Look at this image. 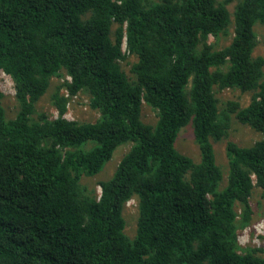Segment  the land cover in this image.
Instances as JSON below:
<instances>
[{"label":"trees","instance_id":"16d2710c","mask_svg":"<svg viewBox=\"0 0 264 264\" xmlns=\"http://www.w3.org/2000/svg\"><path fill=\"white\" fill-rule=\"evenodd\" d=\"M256 24L264 26V0H0V71L15 99L13 117L0 104V264H264V248L243 252L237 241L252 222L253 188L264 195ZM229 26L230 42L215 49L209 36ZM52 77L63 78L51 95L57 116L35 118ZM225 88L250 93L248 104L220 110L215 92ZM78 93L94 121L64 116ZM230 114L261 137L226 141L224 176L213 142L227 137ZM189 124L197 161L174 145ZM124 143L99 192L89 188Z\"/></svg>","mask_w":264,"mask_h":264},{"label":"rangeland","instance_id":"374dc122","mask_svg":"<svg viewBox=\"0 0 264 264\" xmlns=\"http://www.w3.org/2000/svg\"><path fill=\"white\" fill-rule=\"evenodd\" d=\"M233 4L234 2L228 5V9L230 11H232ZM114 27L115 24L113 25V28ZM253 29L256 35V45L252 51V55L264 56V26L261 24H256L253 26ZM232 35V26H229L224 34L221 33L216 39L212 36H209L208 41L214 43V48L217 49L227 45L230 42ZM134 60L135 56L129 55L125 60L121 61V67L127 74H129V62L131 63ZM62 79L63 78L52 77L47 91L39 98L38 102L36 103V113L33 114V117L36 118L39 113H45L50 118L57 116V110L52 104L51 95L55 85L60 83ZM0 91L3 94V98L0 99V104L4 107L7 117H13L15 112L14 89L9 75L2 71H0ZM61 91L65 92L64 89H61ZM215 96L218 99V107L220 110L227 106V101L235 100L240 106H246L250 100V93L240 92L237 89L230 88L216 91ZM141 108L143 121L151 123L155 119L154 112L145 105H143ZM64 116L66 118L80 122L94 121L98 116V112L89 107L86 93H78L73 95L68 100ZM230 117V128L228 130L227 137L213 142L216 163L221 167L224 176H226L228 168L227 156L225 152L226 141H233L238 146H248L261 137L259 132H256L247 125L237 122L234 114H230ZM174 145L179 152L189 156L192 160H199V147L195 142L190 124L180 129ZM129 147L130 143H124L117 146L112 154L111 159L108 161V164L105 165L106 167L104 171H101L95 176L86 179L87 186L89 188L93 187L98 193L99 187L95 184V182L99 179L108 178V175L115 168L116 163L129 149ZM224 182L225 177H223L221 185H223ZM262 193V189L258 187L253 188L252 194L250 196L252 222L249 225L239 229L237 232L238 245L243 252L248 250L249 247L264 248V195H262ZM236 209L238 210L237 206ZM122 213L126 220L124 231L128 236H133L135 232V221L137 215V205L134 198H131L125 204Z\"/></svg>","mask_w":264,"mask_h":264}]
</instances>
